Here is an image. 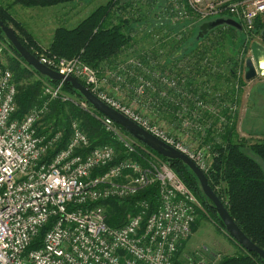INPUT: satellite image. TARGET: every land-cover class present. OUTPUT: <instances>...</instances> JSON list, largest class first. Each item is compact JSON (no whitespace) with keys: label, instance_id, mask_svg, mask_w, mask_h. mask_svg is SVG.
Instances as JSON below:
<instances>
[{"label":"built area","instance_id":"built-area-1","mask_svg":"<svg viewBox=\"0 0 264 264\" xmlns=\"http://www.w3.org/2000/svg\"><path fill=\"white\" fill-rule=\"evenodd\" d=\"M132 12H136L130 20L135 21L132 27L138 25L134 32H142L150 45L158 47L157 53L183 36L190 38L196 31L198 35L210 18L231 16L242 32L250 34L264 26V0H114L112 21ZM34 54L40 64L81 81L100 102L185 155L204 175L209 173L211 146L205 143L200 120L206 112L216 111L217 105L206 101L207 84L188 81L192 67L204 66L207 57L184 59L186 53L179 58L178 52L174 63L167 66L146 52L140 61L127 58L100 72L80 57ZM241 70H237L238 79L244 78ZM41 83L40 104L21 119L14 118L17 84L11 70L0 65V264H207L203 257L179 253L201 210L198 201L167 162L109 118L101 116L98 121L122 150V159H117L113 144L90 147L78 121L70 123L67 145L45 159L61 134L38 135L36 125L52 101L70 99L61 91L62 83L51 85L42 79ZM119 94L131 101L122 102L117 99ZM157 109L176 110V131L158 120ZM193 133L199 135L193 138ZM138 151L148 157L144 164L132 158ZM152 185L157 186L159 198L153 211L147 202L139 201L136 213L128 215L123 225L105 224L101 201H124Z\"/></svg>","mask_w":264,"mask_h":264},{"label":"trees","instance_id":"trees-1","mask_svg":"<svg viewBox=\"0 0 264 264\" xmlns=\"http://www.w3.org/2000/svg\"><path fill=\"white\" fill-rule=\"evenodd\" d=\"M10 1L11 5H19L24 8H45L82 0ZM112 3L113 1L111 0L104 6L98 7L72 29H55L48 47L49 54L65 59L80 57L85 65L98 69L100 72H103L106 66L113 68L118 63H122L124 59L121 61L117 60V58L123 47H128L130 43H134V39L127 28H131L135 21L126 23L123 20H119L116 24H112L110 21L112 17ZM0 21L6 26H10L21 44L35 56L32 51V48H36L34 40L22 24L12 17L8 6L4 7L1 2ZM224 27L217 32L214 29L209 31L200 40L196 39V31L190 38L183 36L178 42L171 45L176 48L175 51H182L183 53H188V55L197 56L199 59L208 58V64L202 69L197 68L198 64L192 67L191 76L188 77L190 83L202 86L204 84L208 85L211 82L210 80H216L224 81L227 85L234 84V86L240 83V86H242L243 82L241 78H237L236 73L238 67L243 65L242 54L246 49L242 43L238 49L240 53L239 60L226 58L225 52L227 49L230 50L231 54L235 53V48H237L236 36L239 30L228 26ZM262 27L258 26L255 33L259 34ZM131 32L133 31L131 30ZM0 41L5 42L12 53L14 52L18 56L6 41L1 29ZM23 63L24 61L20 58L19 61H12L9 65V69L13 73L14 82L17 84L15 101L18 109L14 118L18 119H21L31 108L40 104L41 79L51 85L59 84L49 81L30 67L21 66ZM223 65L225 71L221 70ZM196 77L198 78L196 79ZM30 78H33L32 82L27 83ZM78 82L84 85L81 81L78 80ZM61 91L70 101H52L48 112L36 125L38 135L61 134L59 143L48 153L45 159L50 160L56 151L63 149L67 145L71 135L70 123L72 121L79 122L81 129L89 139L90 147L113 144L118 152L117 159H122L124 157L122 150L118 145L114 144L110 135L105 133L98 121V118L103 115L92 109L69 83H62ZM212 101H214V98ZM161 103L167 104L168 102L163 101ZM80 104H85L86 108H81ZM158 112H160L159 117L165 114L164 116L168 117V115H171L174 118L172 112H176V110L164 109ZM232 116L224 114L225 125L227 127L220 135L221 143L215 145L217 143L214 142L211 145L212 167L205 176L211 190L221 201L237 227L254 245L264 251V170L259 163L248 156L244 143L240 140H235V124L232 121ZM126 134L129 135L128 133ZM146 149L157 158L169 164L176 177L198 201L201 210L205 211L213 221L224 228L212 204L202 193L197 179L190 170L180 161L164 159L150 149ZM247 150L253 153L264 164V141L249 146ZM132 158L144 164V160L148 157L144 152L138 151ZM96 174L95 172L92 175ZM139 201L147 202L150 212L153 211L159 205L157 186L152 185L134 197L124 201L114 199L101 201L99 205L105 209V224L109 227L123 225L128 215L136 213L135 204ZM194 226L195 223L191 226V232L194 231ZM33 247L34 245L31 246V248ZM237 247L239 248L238 254L222 258L220 264H264V261L260 260L256 253H249L239 246Z\"/></svg>","mask_w":264,"mask_h":264},{"label":"rangeland","instance_id":"rangeland-1","mask_svg":"<svg viewBox=\"0 0 264 264\" xmlns=\"http://www.w3.org/2000/svg\"><path fill=\"white\" fill-rule=\"evenodd\" d=\"M109 1L111 0H82L45 8H24L20 6V9L16 8V10L10 12V14L17 22L22 24V26L34 40L36 48H32V51L39 55L48 54V56H52L49 54L48 47L52 40L55 29L65 28L68 30L76 27L78 23L88 17L94 10H96L100 6H104ZM112 1L113 3L111 7L114 6V0ZM0 2L4 7L8 6L9 11L10 9H12V6H15L11 5L10 0H0ZM128 6L132 9L131 4L126 5L127 8ZM126 7L120 8L125 9ZM152 14L153 13H151L150 15ZM140 15H142V11ZM123 16L128 19H124ZM134 17H136V12H132L130 15L126 16L122 15L117 18L115 17L113 18V21L111 18L110 21L114 23V21L118 22L119 20H123L128 23L131 19H134ZM228 17H230L231 19L233 18L231 16H226V18ZM219 18L220 17H214L208 19L207 21H213ZM137 26L138 25L127 28L128 32L133 36L134 43H130L128 47H123L117 60L122 61L123 59L127 60L128 58V60L133 59L140 61V59L142 58V53L149 52L154 55V57L158 60V63L170 66L176 60L177 55L179 56L178 52L180 53L179 58L181 57V53L183 52L175 51L176 48L171 45L167 46L164 49L159 48L160 52L157 53L158 47L150 45L151 42H148L142 37V32H134V30L137 29ZM223 28L225 27L219 26L215 28L214 31L217 32ZM131 30L133 32H131ZM237 34V48H235V53L231 54L230 50L227 49V51L225 52L226 58L239 60L240 53L238 52V49L243 43L246 51L242 54L243 66L238 67V69H242V72L246 71L245 61L247 59H251L255 65H257L258 62H262L261 66L264 67V40L261 39L260 33H244L242 35L241 31H237ZM11 52L12 51L10 50L8 45L5 44V42L0 41V65L2 63L9 68V65L12 61L20 59V57L16 56L14 52ZM190 56L191 55H188V53H186L184 59L189 58ZM147 57H149L151 60V57L149 55H147ZM168 58L170 59V63L166 62ZM194 59L197 60L199 58L197 56H194ZM208 62L204 66L197 68L201 69L205 67ZM221 70L225 71L224 65L222 66ZM262 73H264V70L262 71ZM241 79H243L244 81L242 85H245L242 88H240L239 84L237 85V88H235L234 84L227 85L224 83V81L221 82L210 80L211 82L208 83V88L210 91L209 95H206V101L211 105H217L216 108H218V111L216 110L207 112L200 120V124L204 129V140L205 143L210 146L214 142L217 143L215 145L220 144V135L222 131L227 127V125H225L224 114L231 116L233 115L232 121L235 123V125L239 120V115H241V119H243L241 121V127H243V129L251 127L249 129H254L256 131V134H254L255 136L249 134L247 135V137L240 138L236 135L235 127V140H240L242 141V143H244L245 151L247 152L248 156L259 163V165L264 170V164L261 162V160H259L253 153H250V151L247 150L249 146L264 141V83H255V85H253V88H250V83L254 82L255 80L246 82L243 77ZM255 79L257 81L263 80L264 82V76H258ZM32 80L33 78L28 79L27 83L32 82ZM108 83L111 89H114L115 83L111 80ZM213 98L214 101H212ZM235 98L237 99V101H235ZM117 99H120L122 102L128 103L127 100L124 101L121 97ZM80 107L84 109V107H82V104H80ZM167 120L170 122L172 118H170L168 115ZM173 129L174 128H172L171 130ZM194 135L199 134H191V136ZM194 222L195 226L194 231L192 232V236H190V239L188 238V243L187 239L185 243H183L184 245L182 244L183 247L180 248L179 251L181 254L180 256L185 255L190 257L195 255L198 258L203 257L205 260H207V264H220V260L222 258L231 257L238 254L239 248L237 247V245L224 233L223 228L220 227L215 221H213L205 213V211H197Z\"/></svg>","mask_w":264,"mask_h":264},{"label":"water","instance_id":"water-1","mask_svg":"<svg viewBox=\"0 0 264 264\" xmlns=\"http://www.w3.org/2000/svg\"><path fill=\"white\" fill-rule=\"evenodd\" d=\"M219 26H228L236 30L241 31V26L231 20V19H217L201 25L197 39L203 38L207 33ZM0 29L9 43V45L15 50L18 56L25 62L26 65L31 67L39 75L47 78L49 81L56 83H69L72 88L77 91L84 100L99 114L109 118L116 125H118L123 131L131 135L134 139L141 142L145 147L156 153L158 156L171 160V161H180L182 162L190 172L197 179L200 189L206 199L212 204L217 216L221 220L224 228V233L240 248L249 253H256L258 258L264 261V251L254 245L237 227L235 222L232 220L227 210L224 208L221 201L217 198L215 193L211 190L206 176L197 168V166L188 159L185 155L177 152L173 148L165 145L136 124L132 123L125 117H123L118 112L112 110L110 107L106 106L104 103L100 102L95 96H93L80 82L72 77L62 76L44 65L40 64L39 61L32 55L18 40L15 32L10 26L4 25L0 21ZM260 37L264 40V26L260 31ZM264 62V61H263ZM262 63V62H261ZM261 63L255 65L251 59L245 61V74L244 80L250 82L255 80L258 76H264L261 72L264 70V67L261 66Z\"/></svg>","mask_w":264,"mask_h":264},{"label":"crops","instance_id":"crops-1","mask_svg":"<svg viewBox=\"0 0 264 264\" xmlns=\"http://www.w3.org/2000/svg\"><path fill=\"white\" fill-rule=\"evenodd\" d=\"M12 9H10V12H13L14 10H16V8H18V9H20L21 7L19 6V5H15V6H12L11 7ZM264 75V74H263ZM241 81L244 83V81L241 79ZM253 81V80H252ZM256 81V82H255ZM255 81L254 82H251L250 83V88L252 87L253 88V85H255V83H264L263 82V80L262 81H257L256 79H255ZM239 86H240V83H239ZM245 85H242V86H240V88H242V87H244ZM126 96V97H125ZM119 97H121L122 98V100H127V101H131V99H130V97H127V95L126 94H119ZM237 97V96H236ZM235 101H237V99L235 98ZM165 114H163L162 115V117H158L159 119L158 120H160V121H162L163 123H164V125L169 129V130H171L172 128H174L173 130H171V131H176L177 130V127H179V123L176 121V119L175 118H173V116H169L170 118H172V120L169 122L168 120H167V116H164ZM164 120H166V121H164ZM243 119H241V115H239V120L236 122V125H235V127H236V135H237V137H240V138H243V137H247V135H249V134H252L253 136H255L254 134H256V131L254 130V129H249V128H251V127H248L247 129H243V127H241V121H242ZM235 124V123H234ZM191 137H193V138H195V136H191ZM195 223V222H194ZM191 236H192V234H191ZM189 239H190V237H189ZM189 239L187 240V243H188V241H189ZM185 243V242H184ZM184 245V244H183ZM183 245H182V247H183ZM181 247V248H182ZM180 251V250H179ZM180 253V252H179Z\"/></svg>","mask_w":264,"mask_h":264}]
</instances>
